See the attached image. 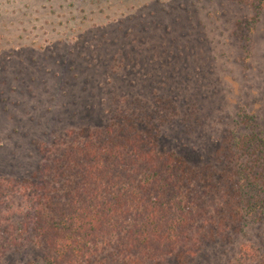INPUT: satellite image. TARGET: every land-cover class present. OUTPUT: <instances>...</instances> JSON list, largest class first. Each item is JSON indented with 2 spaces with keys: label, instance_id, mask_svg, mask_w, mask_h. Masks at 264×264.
Here are the masks:
<instances>
[{
  "label": "rangeland",
  "instance_id": "rangeland-1",
  "mask_svg": "<svg viewBox=\"0 0 264 264\" xmlns=\"http://www.w3.org/2000/svg\"><path fill=\"white\" fill-rule=\"evenodd\" d=\"M124 99L169 107L154 127L159 150L195 169L240 118L264 132V10L242 0H0V177L31 176L43 145L106 125ZM244 243L264 253V213L232 240L166 264H229ZM0 263L46 264L37 245Z\"/></svg>",
  "mask_w": 264,
  "mask_h": 264
},
{
  "label": "trees",
  "instance_id": "trees-1",
  "mask_svg": "<svg viewBox=\"0 0 264 264\" xmlns=\"http://www.w3.org/2000/svg\"><path fill=\"white\" fill-rule=\"evenodd\" d=\"M242 1L264 10V0ZM169 110L118 100L106 125L43 145L31 176L0 177V258L37 245L46 264H166L259 218L264 132L254 117L237 120L195 169L159 150L154 127ZM229 264H264V253L244 243Z\"/></svg>",
  "mask_w": 264,
  "mask_h": 264
}]
</instances>
